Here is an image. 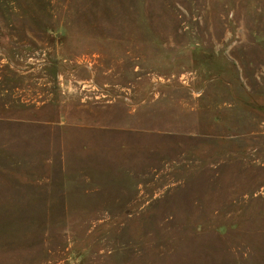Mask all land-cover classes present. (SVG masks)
Segmentation results:
<instances>
[{
	"label": "rangeland",
	"instance_id": "374dc122",
	"mask_svg": "<svg viewBox=\"0 0 264 264\" xmlns=\"http://www.w3.org/2000/svg\"><path fill=\"white\" fill-rule=\"evenodd\" d=\"M0 264H264V0H0Z\"/></svg>",
	"mask_w": 264,
	"mask_h": 264
}]
</instances>
